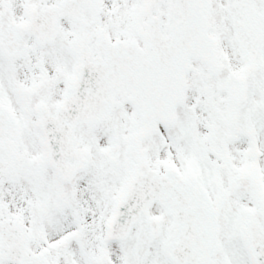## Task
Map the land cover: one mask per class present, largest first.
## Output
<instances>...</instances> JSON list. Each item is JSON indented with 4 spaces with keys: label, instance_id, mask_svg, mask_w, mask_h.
Wrapping results in <instances>:
<instances>
[{
    "label": "snow or ice",
    "instance_id": "6c2138e0",
    "mask_svg": "<svg viewBox=\"0 0 264 264\" xmlns=\"http://www.w3.org/2000/svg\"><path fill=\"white\" fill-rule=\"evenodd\" d=\"M0 264H264V0H0Z\"/></svg>",
    "mask_w": 264,
    "mask_h": 264
}]
</instances>
